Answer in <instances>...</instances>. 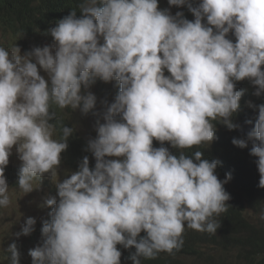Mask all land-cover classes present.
<instances>
[{"label": "clouds", "instance_id": "obj_1", "mask_svg": "<svg viewBox=\"0 0 264 264\" xmlns=\"http://www.w3.org/2000/svg\"><path fill=\"white\" fill-rule=\"evenodd\" d=\"M78 11L50 29L55 55L0 45V209L17 192L6 182L11 169L24 195L48 174L59 197L40 205L51 211L37 234L43 246L29 251L33 264H121L117 245L134 248L141 264L179 251L186 229L216 235L231 175L219 180V161L203 159L201 146L232 130L246 138H234L236 147L252 141L264 189V104L236 90L247 79L264 94V0H81ZM97 79L119 85L104 113L93 112L88 91ZM240 104L257 118L237 112ZM92 112L104 122L95 139L83 138L73 118ZM245 123L247 135L238 132ZM14 146L22 166L6 168ZM61 161L73 164L62 181ZM35 224L27 218L16 237ZM4 252L19 264L15 243Z\"/></svg>", "mask_w": 264, "mask_h": 264}, {"label": "trees", "instance_id": "obj_2", "mask_svg": "<svg viewBox=\"0 0 264 264\" xmlns=\"http://www.w3.org/2000/svg\"><path fill=\"white\" fill-rule=\"evenodd\" d=\"M80 2L0 0V45L10 49L15 44L23 54L34 47L47 46L51 39L50 29L56 26L57 21L68 16L73 9L77 10L79 18ZM236 86L238 89L243 87L246 96L255 105L264 104V94L255 96L256 89L247 79L236 82ZM237 112L252 115L255 119L258 116V110L245 109L242 104ZM234 138L246 139L237 136L235 130H232L224 138L214 139L208 147L201 146L199 149L203 152V159L219 161L215 173L219 180L224 181L228 174L231 175L229 182L224 185L231 196L227 202L230 207L216 217L221 223L216 235L186 229L183 234L184 244L179 251L173 254L160 253L156 259H142L141 264H264V220L259 218L264 211V189L258 186L260 175L257 158L250 155L252 141H248L247 147L241 149L233 145ZM163 146L179 155V151L170 144L165 143ZM195 150L186 151L191 155ZM66 164L73 168V164ZM89 166L94 168L95 160ZM7 178L12 179V172L7 174ZM250 209L256 210L254 217L249 214ZM144 235L142 232L141 236ZM41 238V235H31L30 248L18 249L21 264H33L29 251L38 247ZM117 248L122 253L121 264H133L131 256L135 249H125L121 245H117ZM10 255L4 252L3 256L0 253L6 264H10Z\"/></svg>", "mask_w": 264, "mask_h": 264}, {"label": "rangeland", "instance_id": "obj_3", "mask_svg": "<svg viewBox=\"0 0 264 264\" xmlns=\"http://www.w3.org/2000/svg\"><path fill=\"white\" fill-rule=\"evenodd\" d=\"M160 10L168 9L170 14L175 16L177 12L183 13L184 10L182 7L177 6H167V7H159ZM189 21L194 20V17L188 19ZM206 22V21H205ZM229 39H232L235 42V37L232 34H229ZM47 46L51 49L52 54L55 55V50H53V38L49 40ZM22 55V54H21ZM264 66H262V70ZM39 73L43 76L46 80H48L47 73L44 72L43 69H39ZM165 75H170L165 70ZM97 86L94 88L90 87L88 91L93 93L96 96L97 102L95 109L93 112L101 111L104 113L111 103L115 101V97L119 92V85L116 81L105 83L102 80L97 79L95 81ZM93 85V84H92ZM91 85V86H92ZM236 90L238 88L236 86ZM239 91L243 92L241 99H247L246 90L242 87ZM87 116L82 119L79 114L77 113L78 117L75 115L73 120L76 121V128L80 132L81 136L85 138L86 136L90 139H95L96 136V127H97V120L99 119L101 123H103V119L96 118L93 114ZM54 138L57 139L56 135ZM12 165H19L22 166V161L19 159L18 153L16 151L15 146L12 149V155L9 157V164L6 168L11 167ZM5 168V169H6ZM14 170H7L6 173H11ZM5 173V175H6ZM59 179L62 181L66 178V175L72 173L71 170L68 169V165H65L63 161H61L59 168ZM7 185L10 189V193L12 189H15L17 192L12 195V204L7 209H0V253L4 256V250L8 248V246L12 243L17 245V250L21 247H25L27 250L30 248L29 244V237L34 234L41 233V227L44 220H48L49 212L51 211L50 208L47 207H40L43 204L46 198H55L57 201L59 200L57 189L55 183L53 182L50 175L45 174L44 177L41 179L40 187L33 192L24 195L23 193L19 192L18 187V180L17 176H12V179H8L6 177ZM256 210H249V214L254 217ZM29 217H32L36 220V224L34 225V231L28 236H20L19 238L16 237V233L21 231V227L24 224L25 220ZM46 239V238H45ZM41 240L39 246H43L44 240ZM19 253V251H18ZM19 253V258H20ZM0 264H6L2 261L0 257ZM21 264V261H19Z\"/></svg>", "mask_w": 264, "mask_h": 264}, {"label": "water", "instance_id": "obj_4", "mask_svg": "<svg viewBox=\"0 0 264 264\" xmlns=\"http://www.w3.org/2000/svg\"><path fill=\"white\" fill-rule=\"evenodd\" d=\"M253 128V126L251 124L245 123L242 125L241 129H239V133L240 134H246L247 132L250 131Z\"/></svg>", "mask_w": 264, "mask_h": 264}, {"label": "bare ground", "instance_id": "obj_5", "mask_svg": "<svg viewBox=\"0 0 264 264\" xmlns=\"http://www.w3.org/2000/svg\"><path fill=\"white\" fill-rule=\"evenodd\" d=\"M250 95V94H249ZM246 96V95H245ZM249 113H250V111H249ZM49 215V214H48ZM45 221V220H44ZM209 243V242H208ZM215 247V246H214ZM219 249V248H218ZM217 250V249H216ZM212 251V250H211ZM216 252V251H215ZM219 252V251H218ZM215 254V253H214ZM220 256V255H219Z\"/></svg>", "mask_w": 264, "mask_h": 264}]
</instances>
